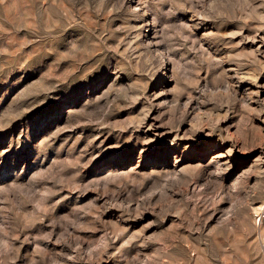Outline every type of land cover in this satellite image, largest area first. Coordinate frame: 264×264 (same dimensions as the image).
Returning <instances> with one entry per match:
<instances>
[{
	"label": "rangeland",
	"instance_id": "rangeland-1",
	"mask_svg": "<svg viewBox=\"0 0 264 264\" xmlns=\"http://www.w3.org/2000/svg\"><path fill=\"white\" fill-rule=\"evenodd\" d=\"M263 209L264 0H0V264H264Z\"/></svg>",
	"mask_w": 264,
	"mask_h": 264
},
{
	"label": "bare ground",
	"instance_id": "bare-ground-1",
	"mask_svg": "<svg viewBox=\"0 0 264 264\" xmlns=\"http://www.w3.org/2000/svg\"><path fill=\"white\" fill-rule=\"evenodd\" d=\"M252 4V3H251ZM226 13V12H225ZM228 14V13H227ZM230 14V13H229ZM212 19V18H211ZM232 20V19H231ZM185 39V38H184ZM192 41V40H191ZM184 42V41H183ZM189 43H191V42H189ZM194 43V42H193ZM186 44H188V43H186ZM200 44V43H199ZM210 44V43H209ZM196 45H198V43L197 44H195L194 46H196ZM204 45V44H203ZM200 46V45H199ZM191 48V47H190ZM201 48V47H200ZM199 48V49H200ZM213 48V47H212ZM193 49H194V47H193ZM162 79H164V78H162ZM263 212H264V209H263ZM57 241V240H56Z\"/></svg>",
	"mask_w": 264,
	"mask_h": 264
}]
</instances>
